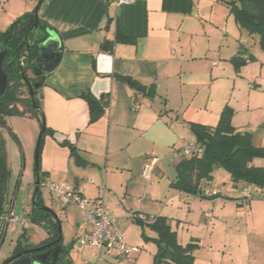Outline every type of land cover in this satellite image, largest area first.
Instances as JSON below:
<instances>
[{
  "label": "crops",
  "instance_id": "obj_1",
  "mask_svg": "<svg viewBox=\"0 0 264 264\" xmlns=\"http://www.w3.org/2000/svg\"><path fill=\"white\" fill-rule=\"evenodd\" d=\"M117 3L43 0L40 6L38 16L60 45L59 62L38 92L50 131L40 153L43 181L66 180L91 200L103 188L117 225L130 219L140 236L155 234L142 230L132 215L165 217L180 245L197 246L193 264H264V199L238 202L246 183L214 169L198 190L223 187L227 196L221 200L171 185L177 164L189 158L184 146H198L192 125L215 127L225 107L233 110L234 130L250 134L252 144L264 148V49L258 37L237 24L225 0ZM138 86L152 88L153 96ZM83 92L108 102L93 123ZM153 160L146 181L141 172ZM252 165L264 168V157ZM11 201L9 179L6 203L13 208ZM7 230L8 225L0 227V248ZM123 242L138 244L128 235ZM81 256V264H141L143 259L139 249L128 261L107 254L98 260L88 248H81ZM8 257L0 254V264ZM70 259L75 264L71 254Z\"/></svg>",
  "mask_w": 264,
  "mask_h": 264
},
{
  "label": "trees",
  "instance_id": "obj_2",
  "mask_svg": "<svg viewBox=\"0 0 264 264\" xmlns=\"http://www.w3.org/2000/svg\"><path fill=\"white\" fill-rule=\"evenodd\" d=\"M225 2L229 5L237 24L245 29L249 35H256L260 46L264 49V0H225ZM50 29L51 27L39 16L38 20H35L33 10L26 12L4 32H0V51L9 50L2 64L7 75V87L4 93L0 94V123L5 125L4 119L6 117L18 116L37 119L41 129L44 126L35 153V172L39 181H41L43 174L40 169V153L44 137L50 131L45 125L38 96L39 89L44 83L45 74H36L35 70L39 46L46 39L47 31ZM25 36L30 43L28 51H26L25 46L20 48ZM23 55V65H21L20 58ZM9 64H11L10 68H8ZM28 71L33 72L34 77L32 79L28 77ZM27 84L32 87L34 102L31 99ZM81 97L88 105L89 123L97 121L108 107L107 100L104 99L105 97L97 100L88 92H83ZM232 115L233 110L225 107L215 127L192 125L197 144L203 152L199 157L183 158L177 164L176 180L171 184L174 188L188 195L202 197V191L198 190L200 182L210 180L212 171L217 168L228 172L233 182L254 183L261 187L264 186V168L252 165L253 159L264 157V148L255 147L252 144L250 134L238 133L234 130L231 124ZM9 131L11 132V130ZM11 134L17 140V137L13 133ZM65 144L64 141L61 145ZM70 153L75 160L79 161L73 146H70ZM8 181L9 167L6 147L3 140H0V215L3 213L8 196ZM26 218L41 226L47 236L37 245L27 243L23 246L21 237L24 236V233H21L12 256L27 250L43 248L32 254H27L33 258L51 248L61 247L62 252L53 264H72L70 259L71 246L62 244L58 222L45 208L40 196V189L36 193L34 192L33 204ZM153 218L154 220L149 223L134 220L137 225L147 226L155 234L152 238L142 234L145 242H152L157 247L153 256V264H193V252L197 246L191 243L185 246L180 245L177 242L176 233L171 230L167 219L161 216Z\"/></svg>",
  "mask_w": 264,
  "mask_h": 264
},
{
  "label": "rangeland",
  "instance_id": "obj_3",
  "mask_svg": "<svg viewBox=\"0 0 264 264\" xmlns=\"http://www.w3.org/2000/svg\"><path fill=\"white\" fill-rule=\"evenodd\" d=\"M38 3L39 0H0V32H4L26 12L33 11ZM28 77L30 79L34 77L32 71H28ZM4 121L5 125L0 123V128L5 131L4 134H0V140H3L6 147L10 192L12 193L11 205H13V212L18 218V222L8 224L0 254L10 257L21 233H24L21 242L25 246L27 243L33 245L41 243L46 238V232L41 226L30 222L27 218L26 223L22 225L25 210L31 209L33 204L34 183L36 181L35 153L41 131L40 122L18 116H8ZM32 125H35V132L38 130L37 133L34 132ZM11 133L17 137V140ZM40 180V196L44 206L54 211L60 218L62 244L71 246L70 254L74 258L75 264H81V248L83 247H79L74 242V238L79 230H77L76 224L82 223L83 215L72 204H69L67 209H62L58 200L44 187L42 177ZM129 220L123 225H117L119 232L122 237L128 235L131 239L138 240V244L132 246L137 247L139 254L143 255L141 264H153L152 257L156 251V245L144 243L142 236L137 231L138 228H135ZM139 227L144 231L150 230L147 226ZM124 260L128 261L129 259L125 258Z\"/></svg>",
  "mask_w": 264,
  "mask_h": 264
},
{
  "label": "built area",
  "instance_id": "obj_4",
  "mask_svg": "<svg viewBox=\"0 0 264 264\" xmlns=\"http://www.w3.org/2000/svg\"><path fill=\"white\" fill-rule=\"evenodd\" d=\"M133 0H118V5L123 3H131ZM21 59V58H20ZM23 65V58L20 61ZM202 148L199 146L185 145L182 153L185 157H199L202 155ZM155 160L151 165L145 166L141 172V177L149 181L153 172ZM90 183H93L90 181ZM46 187L51 195H53L59 202L62 208L68 204L76 205L83 215L82 223L77 231L74 242L80 247L88 248L96 253L99 260L103 254L112 257L131 260L132 253L137 252V248L127 246L123 242V237L117 229V220L109 213V209L104 203L103 188L96 199H87L82 196L73 184L66 180L58 181H44ZM204 199L221 200L225 199L227 192L223 187H208L201 192ZM257 198L264 199V186H258L254 183L245 184L240 192L238 202H250ZM30 213V209L24 212V219L22 225L26 223V217ZM133 220H140L144 223H149L154 220L153 217H146L143 215L134 214L131 216ZM18 222V218L14 215L13 208L6 203L4 211L0 215V227L3 228L9 223ZM83 264H96L85 262Z\"/></svg>",
  "mask_w": 264,
  "mask_h": 264
},
{
  "label": "water",
  "instance_id": "obj_5",
  "mask_svg": "<svg viewBox=\"0 0 264 264\" xmlns=\"http://www.w3.org/2000/svg\"><path fill=\"white\" fill-rule=\"evenodd\" d=\"M42 2L43 0L39 1V3L34 9V16H35L36 21L38 20V9L41 6ZM22 46H25L26 51H28L29 42L27 41L26 36H25L24 41L20 44V48ZM59 46H60L59 41L56 37H54L53 31L51 29L48 30L46 39L39 46L38 57H37L38 68L35 70L36 74L49 73L58 64L59 59H60V53H56L55 51L59 48ZM8 52L9 50L0 51V94H3L7 87V75L2 68V64H3L4 57ZM22 58H24V55L21 57V59ZM10 65L11 64L8 65V68H10ZM127 82L131 85L134 84L130 79H128ZM27 86L31 94V99L34 102V94H33L32 87L29 84H27ZM137 90L142 93H145L148 96H153V92H154L152 88H146V87H141V86H138ZM43 129H44V126L40 131L39 137ZM39 137H38L37 142H39ZM34 186H35L34 192L36 193L40 188V181H39L38 176L36 177ZM45 208L49 210L51 214L54 216V218L58 222L59 231L61 232V224L59 222V218L57 217L54 211H52L51 209L47 207ZM41 249L43 248L31 249V250L25 251L24 253H18L10 257L9 259H7L3 264H53L57 261L58 257L60 256L62 252L61 247H56V248H51L47 251H44L40 254H37L33 258L30 256H27V254H32L33 252L37 250H41Z\"/></svg>",
  "mask_w": 264,
  "mask_h": 264
},
{
  "label": "flooded vegetation",
  "instance_id": "obj_6",
  "mask_svg": "<svg viewBox=\"0 0 264 264\" xmlns=\"http://www.w3.org/2000/svg\"><path fill=\"white\" fill-rule=\"evenodd\" d=\"M29 46H30V43H29ZM38 68V62H37V66H36V69Z\"/></svg>",
  "mask_w": 264,
  "mask_h": 264
}]
</instances>
